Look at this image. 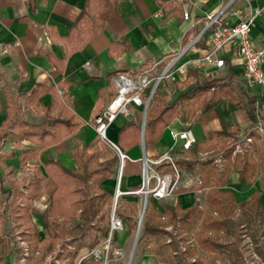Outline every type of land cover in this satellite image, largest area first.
Wrapping results in <instances>:
<instances>
[{"label":"crops","instance_id":"obj_1","mask_svg":"<svg viewBox=\"0 0 264 264\" xmlns=\"http://www.w3.org/2000/svg\"><path fill=\"white\" fill-rule=\"evenodd\" d=\"M84 5L85 0H0V134L7 128L9 98L14 103L16 99L22 102L19 106L15 103L16 115L29 124H39L43 118L42 109L54 105L56 99L61 101L63 107L80 122L79 128L72 135L59 145L40 151L35 160L23 162L24 154L35 149V146L29 142L22 141L14 145L11 136L0 140V165L9 167L10 172L14 169L12 176H17V178L21 173H25L24 171L29 172L28 175L31 176L21 188H6L0 183V262L8 253L6 237L2 235L8 219L12 223L13 231H16L17 243L25 247L20 249L28 253L26 243L21 237L22 230L17 227V222L14 220L18 214L11 216L14 192H25V188L37 171L47 176L44 166L51 161H59L63 167L73 169L71 153L75 145L87 148L89 153L94 150H103V155L100 157L101 162L116 156L113 150L99 142L93 128V118L114 95L112 78L115 74L137 75L143 70L150 69L155 62L178 53L194 37L199 38L184 59L195 58L196 60L203 57L208 46L205 42L200 43L199 41L205 28L206 18L211 15H218L220 25H234L253 11L260 10L261 14L250 30V39L254 48L264 46V0L120 1L116 7V17L104 21L102 29L93 39L84 44L78 39L65 43ZM185 12L189 15L188 20L183 19ZM106 16L107 13H103L100 18L105 19ZM87 28L86 23L79 27L80 30ZM83 34L84 37L87 36L86 32ZM219 58L224 62L221 70L208 65L188 70V72L195 70L198 74V77H195V83L203 78L214 80L218 77L222 82L228 71H231L234 77V88L238 89L239 85L245 84L243 68L235 55L234 47L226 46L219 54ZM261 69L264 72V61ZM187 73L177 82H166L157 90L165 98L168 97L166 98L168 104L175 102L179 96L193 87V79L189 80L188 85L183 86ZM33 90L40 91L41 94L36 99V103L30 104L28 97ZM59 92L62 94L60 95ZM251 96H256L258 99L255 122L249 119L244 110L226 100L220 101L216 107L199 114V120L190 127L196 141L202 147V151L197 155H189V151H181L178 148L179 143L175 146L171 138V131L177 132L184 128L185 123L180 120L172 122L154 144L145 145L144 138L142 144L140 124L143 115L140 109H132L129 117L119 116L114 122L116 125L113 123L109 127L107 136L124 155L134 161L142 159L147 148H149V156H145L151 160L166 153H170L175 161L180 160L181 157L187 161L203 160L215 153L217 160H220L222 164L225 148H233V156L243 153L252 159L255 155L254 149L252 150L253 142L257 137L261 139V142L264 141V134L260 135L263 129L258 123L259 114L257 112L261 109L259 113L264 115V92H252L248 97ZM57 111H59L58 108L53 113ZM135 113L141 115L139 137L131 146L123 149L117 143L118 133L134 118ZM26 114L38 115L41 121L31 123L21 118V116L25 118ZM228 128L231 132L237 129V134L234 137L214 139L213 134L226 131ZM247 138L251 139L248 144L245 142ZM240 144L244 147L243 152L235 150V147ZM137 147L142 152V157L138 160L128 156L129 152ZM253 160L257 161L256 157ZM125 163L127 171L125 176L121 174L120 186L122 188L119 186L121 192L132 191L140 183V164ZM118 165L115 176L100 186L112 196H114L116 187L115 178L118 174ZM179 174L194 176V178L190 179L191 182L180 180L181 184L175 191V195L159 201L154 200L150 206L162 217L160 219L162 224L167 222V218L163 215L167 208L176 207L182 211L192 207L195 205V194L200 192L192 190L193 186L198 183L195 169H181ZM2 176V170H0V177ZM247 185L249 183L241 185L238 174L232 170L228 177L227 187L223 190L234 193L236 201H241L245 200L251 192L257 191L256 189L251 190L244 194L245 196H239L238 199L237 193H240L238 191ZM54 188V184L48 181L39 197L31 203V223L38 231L39 241L45 237L42 224L45 202ZM134 197L136 196L123 195L119 197L117 203L119 202L121 206L123 202L137 205ZM259 203L264 210V194H260ZM137 208L139 211L138 205ZM122 235H117L115 244L121 242ZM193 246H195V240ZM138 253L140 264H159L153 256L148 254L147 249L143 248V251ZM203 256L205 257V254ZM21 257L20 255L19 261L22 260Z\"/></svg>","mask_w":264,"mask_h":264},{"label":"trees","instance_id":"obj_2","mask_svg":"<svg viewBox=\"0 0 264 264\" xmlns=\"http://www.w3.org/2000/svg\"><path fill=\"white\" fill-rule=\"evenodd\" d=\"M120 1L125 0H85L84 9L65 43L78 39L84 44L93 39L102 29L104 21L116 17V7ZM103 13H107L105 19L100 18ZM84 23L88 28L80 30L79 27ZM83 32H86V37ZM205 40L206 33L201 36L199 42ZM196 76L198 77V74L195 70L187 73L183 86L193 79V87L173 103L168 104L161 93H155L146 113L145 145L157 142L164 130L175 120H180L190 128L199 120L200 113L216 107L222 100L233 103L235 107L244 110L252 122L256 121L258 99L256 96L248 97L241 89L234 88L231 71H228L222 82L203 78L195 83ZM40 94V91L33 90L28 97V103H36ZM7 103V128L0 134V140L11 136L14 145L27 141L35 146V149L24 154L23 162L37 159L40 151L59 145L80 126V122L58 99L54 105L42 109L43 118L39 124H29L19 119L15 103L10 98ZM57 108L59 111L53 113ZM97 115L98 113L95 116ZM140 120L141 115L135 113L134 118L119 131L117 143L121 148L127 149L139 137ZM237 132V129L231 132L228 128L213 134V137H234ZM201 151V144L196 141L189 150V155H197ZM233 151V148L224 149V163L218 167L212 164L213 157L217 155L215 153L204 160L175 161L178 170L195 169L198 183L192 190L205 191L204 209H200L197 203L182 211L176 207L167 208L163 214L167 218L166 224L161 223L162 217L152 207L145 212L138 244L147 249L148 254L159 264H202L201 253H204L205 258L212 264H215L217 259L230 264H244L239 251V235L243 225L252 240L256 244L260 243V238L264 236V210L259 203L260 192L253 191L245 200L236 201L234 193L223 189L227 187L232 170L238 174L241 185L255 179L259 168L264 165V143L261 148L255 147L253 150L259 158V163L245 154L233 156ZM103 152L94 150L89 153L87 148L75 145L71 153L73 169L63 167L59 161H51L44 166L47 176L37 171L25 192H14L11 216L18 214L14 220L22 230L21 237L28 252L40 251L39 264H44L46 259L52 256L53 261L49 264H76L75 259L82 250H94L107 236L113 196L100 186L115 176L118 159L114 156L101 162ZM167 167V164L160 166ZM48 181H51L55 188L45 202L46 208L42 216L45 237L39 241L38 231L31 223L30 209L31 203L39 197ZM259 185L264 189V180ZM116 206V215L122 220L125 230L130 234L134 233L138 217L137 205L123 202L121 206L118 202ZM237 210L239 215L236 214ZM213 213L217 214L216 218L212 217ZM168 226L171 231L166 230ZM198 231H201L200 234ZM209 232L213 234L209 236ZM192 238L196 241L195 246L188 243ZM116 239L115 234L114 243ZM262 244L263 246H257V252L264 261V241ZM58 246L59 249L56 250ZM81 264L101 262L92 257L83 260ZM108 264L121 263L111 259Z\"/></svg>","mask_w":264,"mask_h":264},{"label":"built area","instance_id":"obj_3","mask_svg":"<svg viewBox=\"0 0 264 264\" xmlns=\"http://www.w3.org/2000/svg\"><path fill=\"white\" fill-rule=\"evenodd\" d=\"M260 14V10H255L234 25H220L218 15L208 16L205 28L201 33L202 35L206 33L205 43L208 46V50L203 57L196 60L195 58L184 59L199 38L194 37L178 53L155 62L150 66V69L143 70L137 75L117 74L112 78L114 95L98 115L93 118V128L97 138L107 148L116 153L119 162L118 178L120 179L125 162L139 163L142 182L139 190L129 192H121L119 185L117 186L113 196L107 236L100 241V244L94 250L84 252L77 264H81L89 256H93L101 264H108L111 259L118 261L122 256L120 250L113 249L115 244L113 235L121 234L125 230L122 220L116 215V205L119 197L123 195H142L144 198L143 204H145L149 197L156 201L171 197L181 184L179 170L170 153H166L155 160H151L145 155L138 161L131 160L121 152L115 143L109 140L107 136L109 127L119 116L129 117L132 109H140L142 115H144L159 87L166 82H177L186 75L189 69L208 65L221 70L224 62L219 58V54L229 45L234 47L235 55L242 65L245 85L250 88H259L264 92V72L261 69V64L264 61V46L254 48L250 39V30ZM188 16V13H183L184 20H188ZM59 94L61 95L62 92H59ZM140 128L141 130L144 128L142 121ZM170 135L175 146L179 143L178 148L183 152L189 151L196 142L192 130L186 124L184 128L177 132L171 131ZM245 142L248 144L251 139L247 138ZM239 147L240 145H237L236 148L239 149ZM217 161L220 163V160ZM162 164H167L168 167L160 168ZM199 208L203 210L204 204L199 205ZM143 211L139 213L137 218L134 245H136L135 240L138 241L140 237L141 228L138 227V224ZM239 213V210H237L236 214L239 215ZM212 217L216 218L217 214L213 213ZM166 230L171 231V227L166 228ZM212 234V232L208 233L209 236ZM239 238L241 242L239 251L243 263L264 264L262 256L257 252V246H263L264 236L260 238V243L256 244L243 225L241 226ZM188 243L193 246L194 239H190ZM100 248L102 251H98ZM221 263L230 264L219 259L215 262V264Z\"/></svg>","mask_w":264,"mask_h":264},{"label":"rangeland","instance_id":"obj_4","mask_svg":"<svg viewBox=\"0 0 264 264\" xmlns=\"http://www.w3.org/2000/svg\"><path fill=\"white\" fill-rule=\"evenodd\" d=\"M214 80L216 82H221V79L219 77L215 78ZM239 87H240L239 89H241L242 92L247 96L249 94H251L252 92H261V90L259 88H250V87L246 86L245 84H241V85H239ZM166 98H168V97H166ZM15 103L17 106L22 104V102L19 101L18 99L15 100ZM260 111H261V109H258V111H257L259 114L258 115V123L261 124L262 129H263L262 130L263 132L260 133V135H263L264 134V115H260V113H259ZM26 115H27L26 116L27 118L26 117L24 118V116L23 117L21 116V118L26 119L27 121H29L31 123H39L41 121V117L38 115H35V114H32V116L30 114H26ZM114 125H116V123H114ZM109 135H110L109 137L112 138L111 134H109ZM260 140L261 139L259 137L256 138V140L252 144V147H253L252 150L255 147L261 148L264 141L261 142ZM99 142L101 144H103L100 140H99ZM239 149L242 150V152H243L244 147L242 144H240ZM239 149H237L235 147V150H239ZM242 154H240V155H242ZM145 155L149 156V148H147ZM128 156L132 159H136V160L140 159L142 157L141 149L139 147H137L135 150L129 152ZM210 157H212V156L206 157L204 159H208ZM255 157L257 159V161L256 160L255 161L257 163H259V158L257 157L256 154L254 155V157L252 159H254ZM213 158H214V160H213L212 164L215 167L220 166L221 164L217 161V158H218L217 155L214 156ZM182 159L185 160V158L181 157L180 160H182ZM200 160H202V159H200ZM0 170H2V175H3L2 177H0V183L6 188H21L22 186H24L27 183V181L31 177L28 175L29 172H26V171H24L25 173H21V175L18 176V178H17V176H12V174L15 172V170L13 169L10 172V168L6 167V166L3 167V165H0ZM126 171H127V164L125 163L123 166V170H122V176H125ZM179 175H180L179 176L180 180H183V181L187 180L189 182L190 179L194 178V176H181V174H179ZM139 176H140V183L133 190H139V188L141 186L142 176H141L140 170H139ZM195 179H196V175H195ZM120 180H121V176H120V179L118 178V176L115 178L116 187H115L114 191L116 190L118 185L120 186ZM263 180H264V165L259 168L258 172L256 173L255 179L253 181H251L249 183V185H247L245 188L240 189L238 191L240 193H237V195H238L237 198L239 199L240 198L239 196L244 195V194H246V193H248L254 189H256L258 192H260L261 195H263L264 189H262L259 185L260 182ZM193 181L196 182V180H193ZM190 182H191V180H190ZM120 187L122 188V186H120ZM204 193L205 192L203 190V191H200V192L195 194V197H196L195 204L196 203L199 205L204 204ZM134 199H135V202L137 203V205L139 206V211H138L137 216L139 215V213L142 212V210H144V207H145V212H146L149 209V207L151 206L152 202L154 201L152 198L149 197L147 199V202L144 204V207H143L144 198L142 195L136 196V197H134ZM116 211H117V208H116ZM110 212H111V207H110ZM141 230H142V226H141ZM200 232L201 231H198L199 234H200ZM121 234H123L121 242L113 245V249L120 250L121 254H122V256L118 259V262H120L121 264H140L138 252L143 251L141 244H138V241H137L136 245H134V233L130 234V233L125 232V230H124V232ZM140 234H141V231H140ZM2 235L6 237L7 248H8L7 252L8 253L5 257L2 258V261L0 262V264H39L38 262H39V257H40V251L36 252V253H31V252L26 253V251L24 249H22V250L20 249L21 247L22 248H25V247H23L22 245L17 243L16 231H13L12 223L10 222V219L7 220V223L4 226V230H3ZM138 240H139V238H138ZM58 249H59V246L56 248V250H58ZM26 250L28 251L27 247H26ZM98 251H102V249L100 248ZM84 252H86V250H83L78 254V256L75 259L76 264H77L78 260L80 259V257L84 254ZM199 253H201V252H199ZM201 254H202L201 255L202 264H212L209 262V260H207L203 256L204 253H201ZM20 255L22 256L21 257L22 260L19 261ZM92 257L93 256H89L86 259L92 258ZM52 261H53V256L51 258L46 259L44 264H49ZM221 264H223V263H221Z\"/></svg>","mask_w":264,"mask_h":264},{"label":"water","instance_id":"obj_5","mask_svg":"<svg viewBox=\"0 0 264 264\" xmlns=\"http://www.w3.org/2000/svg\"><path fill=\"white\" fill-rule=\"evenodd\" d=\"M144 122H145V114L143 115V117H142V124L144 125ZM143 138H144V128L141 130V139H142V144H143ZM144 213H145V210L143 211V213H142V216H141V218H140V221H139V228H141V226H142V221H143V217H144ZM139 231V230H138ZM137 243V239L135 240V244Z\"/></svg>","mask_w":264,"mask_h":264},{"label":"bare ground","instance_id":"obj_6","mask_svg":"<svg viewBox=\"0 0 264 264\" xmlns=\"http://www.w3.org/2000/svg\"><path fill=\"white\" fill-rule=\"evenodd\" d=\"M144 210H145V207H144Z\"/></svg>","mask_w":264,"mask_h":264}]
</instances>
